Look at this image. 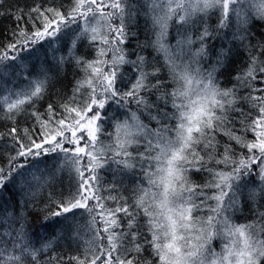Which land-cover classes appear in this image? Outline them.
<instances>
[{"label": "snow or ice", "instance_id": "obj_1", "mask_svg": "<svg viewBox=\"0 0 264 264\" xmlns=\"http://www.w3.org/2000/svg\"><path fill=\"white\" fill-rule=\"evenodd\" d=\"M0 264H264V0H0Z\"/></svg>", "mask_w": 264, "mask_h": 264}]
</instances>
